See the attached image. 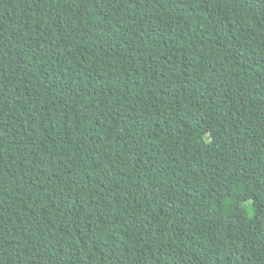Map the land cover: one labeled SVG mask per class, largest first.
<instances>
[{"label":"trees","instance_id":"16d2710c","mask_svg":"<svg viewBox=\"0 0 264 264\" xmlns=\"http://www.w3.org/2000/svg\"><path fill=\"white\" fill-rule=\"evenodd\" d=\"M0 264H264V0H0Z\"/></svg>","mask_w":264,"mask_h":264}]
</instances>
